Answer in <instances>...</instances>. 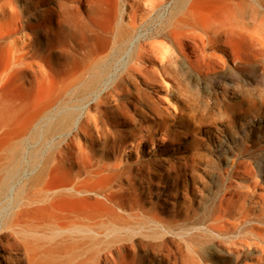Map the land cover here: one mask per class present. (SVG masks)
I'll return each mask as SVG.
<instances>
[{"label":"rangeland","instance_id":"374dc122","mask_svg":"<svg viewBox=\"0 0 264 264\" xmlns=\"http://www.w3.org/2000/svg\"><path fill=\"white\" fill-rule=\"evenodd\" d=\"M159 1L0 0V63L37 55L21 79L23 100L30 88L34 98L16 148L28 150L32 114L37 183L60 192L48 215L0 225V253L18 264H30L25 246L31 264H264L235 262L221 241L245 234L213 221L264 216L263 86L247 66L264 61V0ZM127 52L145 58L142 71L118 65L96 88L83 76L87 57ZM72 186L81 192L68 196ZM83 214L98 224L80 225Z\"/></svg>","mask_w":264,"mask_h":264},{"label":"bare ground","instance_id":"6f19581e","mask_svg":"<svg viewBox=\"0 0 264 264\" xmlns=\"http://www.w3.org/2000/svg\"><path fill=\"white\" fill-rule=\"evenodd\" d=\"M160 5V1L156 3L155 0L151 10H158ZM219 30L223 33L228 32L222 27H220ZM126 34L128 33L126 32ZM35 36L36 43L41 45L40 28H37ZM115 37L123 38V32H117ZM116 41H120V39H116ZM138 41V38H135V40H127L123 43L124 46H127V51H129V47ZM36 57V51L24 49L23 53L20 55H16L15 52H12V55H10L6 61L0 63L2 66V70H0V225L4 228L14 230H17L20 227L21 216H24L25 213L32 212L40 217L48 215L49 200L51 198L53 199L55 195L60 193L58 190H53L37 183L44 176V172L41 170L37 173L35 170L36 151L34 142L36 130L34 127L35 119L32 114L29 115L25 130L22 133L23 136L26 134L29 135L28 150L26 153H23L22 151L23 140H19L20 136H15L20 117L25 111L31 110L32 108L34 98L33 90L30 88L28 92L29 102L26 103L22 96L21 79L24 75L32 76L33 61ZM144 60L145 58L132 54L131 52L124 58H117L115 56H91L83 60L84 68L82 74L87 79L92 80L94 88H96L97 85H102L104 83L105 77L117 72L116 67L118 65L126 66V69L122 71V74L131 75L135 71H142ZM263 62V60H256L254 63H249L247 65L251 68L256 80H258V84L263 86L262 89L257 90V95L253 98L258 101L260 107L264 106ZM23 63L25 64L22 70L21 66ZM161 71L167 74L170 69L167 65H163L161 66ZM8 84L13 85V91L10 94H7L6 92ZM106 99L105 96H101L99 104H104L105 106ZM108 111L109 108H106V112ZM111 111L117 113L124 112L119 106L114 107ZM98 125L99 124L96 126ZM18 141L22 144L20 145V148H16V145L19 144ZM24 158L26 159V172L28 178L26 183L22 186L20 185L19 177L23 174L22 160ZM130 169L131 166H128L123 170L130 172ZM64 192H67L68 196H75L77 193H80L81 190L80 188L72 186L70 190ZM4 213H6L5 222L2 220L4 218ZM227 214H229L230 218L225 217ZM235 214L236 213L234 212L227 211L224 217H219L216 220H213L212 218L208 219L207 222L209 224L207 225V229L216 230V226L210 224V221L212 220L223 224L224 231H226L224 235L233 231L236 232L240 229V233H244L245 237L236 240L230 239L228 241H221L222 243L227 242L229 248L228 252L234 258V261L238 262L247 258L251 259V257L255 255L252 259H255L257 263L260 261L264 262V216H258L256 218L243 215L234 217ZM74 219L83 226H88L89 224L96 226L98 224L97 222H93L94 218H89L85 214L75 216ZM1 222L3 223L1 224ZM218 230L222 231L221 229ZM25 245L26 243L24 246ZM25 248L28 261L31 264L32 257L29 255V248L28 246H25ZM201 252L202 251H200V256L201 258H204ZM89 261L90 259H84L86 264ZM201 263L198 262V264ZM0 264H18V262L15 255L9 254L6 256L0 253Z\"/></svg>","mask_w":264,"mask_h":264}]
</instances>
